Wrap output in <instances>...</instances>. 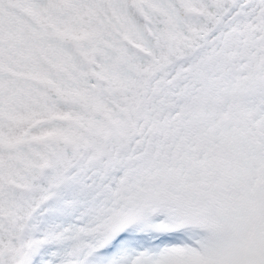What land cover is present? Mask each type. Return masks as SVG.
Here are the masks:
<instances>
[{
    "label": "snow or ice",
    "instance_id": "obj_1",
    "mask_svg": "<svg viewBox=\"0 0 264 264\" xmlns=\"http://www.w3.org/2000/svg\"><path fill=\"white\" fill-rule=\"evenodd\" d=\"M0 264H264V0H0Z\"/></svg>",
    "mask_w": 264,
    "mask_h": 264
}]
</instances>
